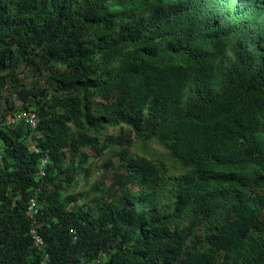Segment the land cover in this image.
<instances>
[{
	"label": "trees",
	"instance_id": "1",
	"mask_svg": "<svg viewBox=\"0 0 264 264\" xmlns=\"http://www.w3.org/2000/svg\"><path fill=\"white\" fill-rule=\"evenodd\" d=\"M36 58L43 88L16 77L22 61L40 71ZM5 81L39 122L0 120V264H264V0H0ZM127 128L183 171L124 146L125 175L92 188L110 199L96 218L70 208L83 192L64 190L89 171L76 150L130 145Z\"/></svg>",
	"mask_w": 264,
	"mask_h": 264
},
{
	"label": "rangeland",
	"instance_id": "2",
	"mask_svg": "<svg viewBox=\"0 0 264 264\" xmlns=\"http://www.w3.org/2000/svg\"><path fill=\"white\" fill-rule=\"evenodd\" d=\"M38 58H36V61L37 64L40 65V68H42L40 69V71H38L34 67L24 65L26 64L25 61H22L23 65H21L20 67L17 66L15 69L18 81H23L28 87L33 86L34 88H43L47 85V80L50 79V71L47 67L42 65V61H39ZM18 89L19 87H13L11 85V81H5L3 84L0 83V120L7 111L17 110L16 112H19L23 110L24 102H22L17 93ZM69 126L70 130H73V125L71 123L69 124ZM130 131L131 130L127 128L126 131L122 133L123 136L128 135L129 137H131V140L133 142L130 145H112L105 151H103L102 154H95V152L89 150L86 147H80L78 150H76V153L74 154L75 161H77V159L81 157L82 153H87L89 155V158H87V160L83 162V166H87L89 171L84 175L81 171H78L79 174L77 176L79 179V183H81L80 188L72 185L74 183L73 182L70 183V185L64 190V195L72 194L73 192H77V190L79 189L83 192V195L79 198V204H77L76 202H71L69 204L70 208L77 209L81 206L84 210L91 211L90 217L96 218V205L102 204L103 202L109 201L110 199L109 197H106V191H104L106 192L104 193V196L101 190L98 189L96 191H93L92 188L95 186V184H99L98 188L100 189L106 188L107 186H110L118 177H123L125 175L124 168L120 166L121 157L119 155V151L124 146V150H126L125 159H147L155 161V163L163 160L165 164L164 171L165 175L167 176L179 175L183 171V166L179 165L174 159H172L167 150L158 141H156L155 139L142 141L136 138V136ZM118 132L119 131L117 128L109 127L106 129V131L99 133V135L102 138L105 137L107 133L109 134ZM109 160H111L112 163H108V165L107 162ZM67 165L68 164L66 163L64 166ZM127 187L133 190L138 189V187L134 183H128ZM121 193L122 190L120 188H117V191L114 194L115 196H119ZM147 202H149V200H147ZM164 202V197L159 199L160 204ZM160 204L156 205L159 208L155 207L154 205V207L152 205H146L147 208L153 207L154 212L158 213V211L162 210ZM91 208H93V210H90ZM105 236L106 234L104 235V238ZM99 254L105 257L103 260L104 262L106 259L104 251L100 250Z\"/></svg>",
	"mask_w": 264,
	"mask_h": 264
},
{
	"label": "built area",
	"instance_id": "3",
	"mask_svg": "<svg viewBox=\"0 0 264 264\" xmlns=\"http://www.w3.org/2000/svg\"><path fill=\"white\" fill-rule=\"evenodd\" d=\"M23 122L25 125L30 127L32 130H35L38 122H39V117L37 113L32 110V109H23L19 112H16L15 114L9 115L6 120L4 121L5 124L7 125H16L18 122ZM29 142L31 144V148L35 152H40L42 151L40 148H38L35 143L29 139ZM49 155L47 152L42 153V158L40 162V173L43 174V166L46 164V161L48 159ZM0 159H1V154H0ZM41 214V210L39 208L38 202L34 197H31L27 201V207H26V216L32 221L33 225L30 227L29 233L31 235L32 240L34 241L35 244L37 245H42L44 244V239L42 236L38 233L36 226H37V218Z\"/></svg>",
	"mask_w": 264,
	"mask_h": 264
}]
</instances>
